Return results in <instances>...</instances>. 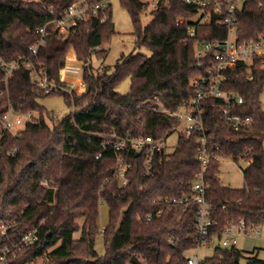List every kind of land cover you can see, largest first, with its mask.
<instances>
[{
  "label": "trees",
  "instance_id": "16d2710c",
  "mask_svg": "<svg viewBox=\"0 0 264 264\" xmlns=\"http://www.w3.org/2000/svg\"><path fill=\"white\" fill-rule=\"evenodd\" d=\"M73 1L0 0V125L9 109L39 114L33 113L16 133L0 130V255L6 252L12 264H133L134 256L141 264H186L184 253L198 239L196 206L180 200L192 193L202 171L197 159L200 133L180 135L170 153L155 155L149 174L143 152H123L130 165L126 184L117 173L119 152L114 145L128 135L165 137L175 131L178 118L154 108L162 104L179 110L196 95L193 79L210 73V58L201 66L196 45L227 37L224 14L194 21L195 4L159 0L143 26L141 14L150 2L119 0L134 24L137 46L151 54H122L112 69L99 71L92 56L105 58L108 51L103 47L117 34L111 4L61 34L52 20ZM99 1L85 0L90 5ZM48 4H53V13ZM235 20L239 42L264 36V0H244L235 11ZM44 26L45 42L32 54L30 46ZM192 27L193 35L189 33ZM94 46L100 48L93 51ZM70 49L83 62L85 90L45 93L33 79L32 67L43 69L49 80L60 83ZM13 61L19 64L6 78L3 62ZM224 74L222 90L243 101L226 103L210 96L202 101L204 132L212 155L204 180L211 203V231L216 233L229 221L243 219L250 227L264 223V109L260 100L264 58H255L252 65L239 61ZM127 77L130 89L123 94L117 87ZM56 94L73 110L50 125L39 99ZM226 110L250 120L235 129ZM221 158L251 160L243 171V187L222 184ZM103 202L109 207L104 232L98 222ZM14 221L16 225L3 233L1 225ZM33 229L38 231V240L24 244L23 237ZM78 231L81 234L76 238ZM99 234L105 244L102 255L95 249ZM243 257L238 247H217L207 261L241 264ZM39 259L43 261L37 263ZM246 264H264V258L255 253Z\"/></svg>",
  "mask_w": 264,
  "mask_h": 264
},
{
  "label": "built area",
  "instance_id": "2783aa9c",
  "mask_svg": "<svg viewBox=\"0 0 264 264\" xmlns=\"http://www.w3.org/2000/svg\"><path fill=\"white\" fill-rule=\"evenodd\" d=\"M159 0H155L151 3L152 8H155ZM186 3L195 4L198 7V12L194 16L193 20H200L201 22L208 21L213 13L219 15L224 14V23L229 26L228 35L225 39L216 41H200L196 45V56L199 59V64L204 66L209 60V75H200L193 79V85L195 86L197 93L192 96L187 102H185L179 110H169L162 104L160 108H154L155 111L160 110L168 115L175 116L179 120V124L176 126L175 131L178 132V137L184 135L191 137L194 132L200 133L198 137V150L197 159L201 165L202 171L197 176L196 181L192 185V193L186 196L181 202L191 201L196 206V217L194 220V226L198 233V239L196 246L188 249L184 253L186 264H212L207 261V258L212 256L217 247L231 248L237 247L238 238L242 236H249L252 233H259L256 230L257 227H250L246 224L245 220L239 219L235 221H229L225 228L220 232H212L211 228L213 220L210 216L211 203L206 197L207 184L204 180V170L207 168L209 161L212 158L208 147L207 138L204 132V121H203V107L202 101L205 97H214L217 99H223L226 103L237 101L241 103L242 97H237L234 93L224 92L221 88L222 82L226 76L225 70L235 66L239 61H245L247 64L252 65L255 58H264V36L258 39L246 40L239 42L235 34V11L241 6L244 0H183ZM108 0H101L95 4H88L85 0H74L64 11L60 17H55L52 21L55 24V28L61 34H67L71 28L76 26L81 20L90 19L91 15L96 12L100 7H105ZM150 5V4H149ZM47 8L50 12H54L53 4H48ZM179 22H183L179 19ZM189 33L194 34V28H189ZM47 36L46 27L40 28V38L30 46L32 54L38 52L39 47L45 42ZM99 46H94L93 51L98 50ZM70 60L67 56V61L64 67L60 70V83H56L48 79L46 72L43 69H36L32 67V76L36 83L43 89L45 93L58 92L61 89L67 92H72L78 89L80 92L85 90L83 81V62L77 58L73 63H68ZM30 66L29 62H26ZM19 61L3 62L5 66L6 78L9 77L13 70L18 66ZM31 67V66H30ZM102 67L99 71H102ZM79 78L82 82L79 87L76 88L75 82ZM228 120L231 121L233 127L238 129L241 124H245L250 120L247 117L245 120H241L239 116L229 115V111H225ZM11 114L16 116L15 123H21V116H26L27 121L31 120L33 113L19 114L9 109L3 116L0 130H9L14 133L17 131L13 130V122L11 120ZM26 121V123H27ZM174 131V132H175ZM173 132V133H174ZM171 135V134H170ZM154 137L151 135H128L125 137L118 138V141L114 145L118 154V166L117 173L123 178V183L126 184L127 180L124 177L127 169L130 167L128 163L124 161L123 152H129L135 150L137 152H143L146 156L144 162L145 173H151V166L155 155L163 157L172 150L169 143V137ZM178 140V139H177ZM177 145V143H176ZM213 158H217L216 155ZM150 218V217H149ZM16 225V222L6 223L1 225L3 233ZM105 225L101 226V231L104 232ZM39 238L37 229L29 231L22 239L24 244H30L37 241ZM203 248H213V253L210 256L201 258L200 253ZM46 257L44 260H48ZM43 259H39L37 263L42 262ZM0 264H12L9 256L6 252L0 255ZM25 264H36L35 261H29Z\"/></svg>",
  "mask_w": 264,
  "mask_h": 264
},
{
  "label": "rangeland",
  "instance_id": "374dc122",
  "mask_svg": "<svg viewBox=\"0 0 264 264\" xmlns=\"http://www.w3.org/2000/svg\"><path fill=\"white\" fill-rule=\"evenodd\" d=\"M150 5L148 8L141 14V23L143 26L147 25L152 18L151 10L152 5L155 0H148ZM111 4L112 9V21L114 22L115 29L117 34L112 37V39L104 45V49H107L108 53L105 58H98L97 56H92V64L95 69L107 68L108 70L112 69L122 54H136L144 53L147 55L151 54V51L146 47L137 46V37L135 35V27L132 22V19L125 7L120 4L119 0H108ZM68 63H73L76 56L73 49H70L68 52ZM102 69V70H103ZM82 82V79L79 78L75 82L76 88L79 87V84ZM85 86V85H84ZM130 89V78H125L117 87V90L120 93H127ZM80 93V91L77 89ZM260 100L262 103V108L264 109V88L260 94ZM40 103L45 106L47 112L44 115L45 120L48 124L53 125L54 122L60 121L66 114L73 110V106L67 105L62 95H50L45 96L39 99ZM35 116H38V112H33ZM53 118H51V116ZM16 116L11 114V120L13 122V130L18 131L25 127L26 121L28 118L26 116H21V123H15ZM178 139V132L175 131L169 137L170 150H173L176 146ZM248 160H240L236 162L230 158H221L219 161V177L222 184L233 187L240 188L244 185L243 180V171L248 166ZM81 222V220H79ZM99 225H106L109 222V207L106 203H102L100 206V216H99ZM120 222V221H119ZM259 233H252L249 236H242L238 238L237 247L242 250L244 257L240 260L241 264H246L248 259L251 258L255 253L259 257L264 258V223L256 228ZM81 232L78 231L74 234L76 238L80 236ZM95 249L98 254L102 255L105 252L104 239L101 234L96 238ZM213 248H203L200 253V257L204 258L212 255Z\"/></svg>",
  "mask_w": 264,
  "mask_h": 264
},
{
  "label": "water",
  "instance_id": "95a60500",
  "mask_svg": "<svg viewBox=\"0 0 264 264\" xmlns=\"http://www.w3.org/2000/svg\"><path fill=\"white\" fill-rule=\"evenodd\" d=\"M133 264H141V262L134 256L132 257Z\"/></svg>",
  "mask_w": 264,
  "mask_h": 264
},
{
  "label": "crops",
  "instance_id": "0c3cea01",
  "mask_svg": "<svg viewBox=\"0 0 264 264\" xmlns=\"http://www.w3.org/2000/svg\"><path fill=\"white\" fill-rule=\"evenodd\" d=\"M251 160H249V162H250Z\"/></svg>",
  "mask_w": 264,
  "mask_h": 264
}]
</instances>
